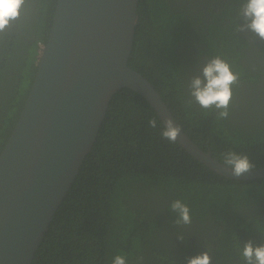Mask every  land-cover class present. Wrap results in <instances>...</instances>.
<instances>
[{
  "label": "trees",
  "instance_id": "trees-1",
  "mask_svg": "<svg viewBox=\"0 0 264 264\" xmlns=\"http://www.w3.org/2000/svg\"><path fill=\"white\" fill-rule=\"evenodd\" d=\"M185 1L138 0L128 66L153 86L204 153L222 165L229 151L247 154L252 170L263 168L264 39L248 30L249 39L242 35L245 0H226L223 14L213 12L216 0H200L207 6L202 11L194 5L199 0ZM55 5L25 0L19 16L0 31V151L30 89ZM215 57L238 77L227 118L190 94L192 79H203V67ZM200 58L207 61L195 67ZM249 84L258 92L256 104L247 100ZM253 117L259 126L242 127ZM153 118L155 128L148 123ZM163 129L141 96L129 90L113 96L30 264H112L118 254L127 264H188L205 251L210 264H245L244 244H264L258 240H264V178L221 177L165 139ZM177 199L188 206L190 224L175 223L179 213L169 206Z\"/></svg>",
  "mask_w": 264,
  "mask_h": 264
},
{
  "label": "water",
  "instance_id": "water-1",
  "mask_svg": "<svg viewBox=\"0 0 264 264\" xmlns=\"http://www.w3.org/2000/svg\"><path fill=\"white\" fill-rule=\"evenodd\" d=\"M138 0H56L47 41L18 118L0 151V264H30L97 139L114 95L141 96L165 127L169 109L128 66ZM178 145L205 167L240 177L180 129Z\"/></svg>",
  "mask_w": 264,
  "mask_h": 264
},
{
  "label": "clouds",
  "instance_id": "clouds-1",
  "mask_svg": "<svg viewBox=\"0 0 264 264\" xmlns=\"http://www.w3.org/2000/svg\"><path fill=\"white\" fill-rule=\"evenodd\" d=\"M24 2L25 0H0V31H3L11 20L19 16V10ZM240 15L244 21L239 26L240 30L251 31L264 39V0H245L241 6ZM202 76L203 79L200 76L192 79L190 83L191 96L202 108L209 109L214 106L221 110L220 117L227 118L232 97V85L236 83L237 75L233 73L225 60L215 57L203 67ZM148 123L150 127L155 128L157 121L153 118ZM179 133L180 128L174 126L172 120L165 121V127L161 132L165 139L174 143ZM223 164L236 177L249 173L254 167L247 154L234 151L223 154ZM169 207L171 211L179 213V219L175 221L177 225L191 223L190 211L185 203L177 199ZM178 238L183 240L184 236L179 235ZM241 255L245 264H264V244L255 245L249 240L244 244ZM210 260L211 257L205 251L190 258L188 264H210ZM112 264H127L125 255H115Z\"/></svg>",
  "mask_w": 264,
  "mask_h": 264
},
{
  "label": "flooded vegetation",
  "instance_id": "flooded-vegetation-1",
  "mask_svg": "<svg viewBox=\"0 0 264 264\" xmlns=\"http://www.w3.org/2000/svg\"><path fill=\"white\" fill-rule=\"evenodd\" d=\"M186 4H187V2L185 1V0H183ZM226 2V0H216L214 3H212L211 4V7L213 6V12L214 13H220V14H223L222 13V10L220 9V6H221V4L222 3H225ZM194 5H195V7H201V8H199L200 9V11H202V10H204V8L205 7H207L206 5H205V3H203V2H201L200 0L199 1H196V2H194ZM137 19V18H136ZM242 32V35H243V37H245V38H247V39H249V34H248V32H247V30H243V31H241ZM204 61H207V59H204V58H200L199 60H197V61H195L194 62V66L195 67H197L198 66V63H200V66H199V68L204 64L203 62ZM264 62V61H263ZM250 86H247V92H248V95H249V97H248V101H250L251 103H253V104H256L257 103V101H256V97H255V95L254 94H256V93H258V92H254V88L255 87H253L251 84H249ZM256 89V88H255ZM156 115V114H155ZM264 115V114H263ZM172 116V115H171ZM235 117L237 118V117H239V113H235ZM158 118V117H157ZM235 118V119H236ZM172 119H173V116H172ZM173 121H174V119H173ZM234 122H235V120H234ZM175 123V122H174ZM176 124V123H175ZM261 124V121L259 120V119H257V118H255V117H253V118H249V120L247 121V122H245V123H241V125H242V127H250V126H259ZM163 125V124H162ZM177 125V124H176ZM178 126V125H177ZM164 127V126H163ZM182 131V130H181ZM202 131L203 130H201L198 134H200V135H203V133H202ZM204 133H206V132H204ZM176 142V141H175ZM177 143V142H176ZM208 143V142H207ZM178 144V143H177ZM200 149V148H199ZM205 153H207V152H205ZM210 154V153H209ZM211 156V155H210ZM212 158V157H211ZM261 165H264V164H261ZM264 168V167H263ZM260 169V168H259ZM257 170V169H256ZM262 178H264V176L262 177ZM255 180V179H254ZM246 181H251V180H246ZM244 237V236H243ZM177 238H174V241L176 240ZM258 239V238H257ZM259 240V243H263L264 242V240H262V239H258ZM258 243V244H259Z\"/></svg>",
  "mask_w": 264,
  "mask_h": 264
}]
</instances>
